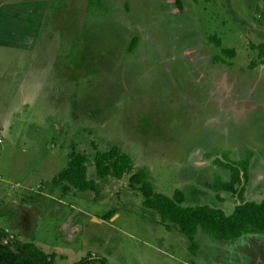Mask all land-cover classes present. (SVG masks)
I'll return each instance as SVG.
<instances>
[{
    "label": "rangeland",
    "instance_id": "obj_1",
    "mask_svg": "<svg viewBox=\"0 0 264 264\" xmlns=\"http://www.w3.org/2000/svg\"><path fill=\"white\" fill-rule=\"evenodd\" d=\"M263 16L264 0H0L3 198L57 187L25 227L2 210L0 225L58 263L264 264V233L220 239L199 227L192 250L175 224L156 222L128 174L99 179L93 165L95 150L117 144L155 190L180 188L184 204L230 213L237 196L213 188L216 174L229 177L216 158L251 150L244 197L264 198V63L248 66L251 45L264 41ZM214 33L233 56L208 40ZM217 53L231 65L215 62ZM72 148L87 155L97 195L48 181ZM70 204L80 211L66 232Z\"/></svg>",
    "mask_w": 264,
    "mask_h": 264
},
{
    "label": "trees",
    "instance_id": "obj_2",
    "mask_svg": "<svg viewBox=\"0 0 264 264\" xmlns=\"http://www.w3.org/2000/svg\"><path fill=\"white\" fill-rule=\"evenodd\" d=\"M208 40L220 47V52L226 56L234 55V48L222 46L220 38L215 33L210 34ZM133 43L134 40L131 41V44ZM251 46L256 50V58L251 59L248 66L253 68L257 63H264V41ZM213 60L231 65V61L219 53L213 55ZM252 154L249 150L245 156L230 159L228 162L216 158L217 162L229 169V177L223 179L216 174L213 177V188L217 192L228 191L237 196L230 213L209 203L184 204V193L180 188H175L172 195L155 190L148 178V170L144 167L135 169L133 158L117 144L95 150L93 165L94 173L99 179L107 176L121 178L128 174L129 183L136 186L143 196L142 204L155 211L156 222L163 223L166 227H171L170 223L175 224L190 239L189 248L195 250L197 243L194 235L199 227L220 239L237 238L246 232L264 233V198L256 200L244 197ZM86 161L87 155L84 152L72 148L68 153L66 165L58 176L51 177L50 182L63 184V190L90 188L97 195L99 188L94 178L87 177ZM0 264H110V262L103 256L98 258L82 256L75 261L58 263L55 261L54 252H45L33 240L23 242L14 240L8 230L0 225Z\"/></svg>",
    "mask_w": 264,
    "mask_h": 264
},
{
    "label": "crops",
    "instance_id": "obj_3",
    "mask_svg": "<svg viewBox=\"0 0 264 264\" xmlns=\"http://www.w3.org/2000/svg\"><path fill=\"white\" fill-rule=\"evenodd\" d=\"M5 127H6L5 121H0V134H2V130ZM0 140H1V138H0ZM2 150H4V149H0V151H2ZM68 153L69 152H67V154ZM51 177H50V179H51ZM50 179H48V181H50ZM2 182H7V180L4 179L2 176H0V211L1 210H2V212L10 211L11 213H13L14 218H15V216L17 217V221L20 222V225L22 226V228L25 227L27 225V223L29 222L28 216L36 215V213L39 212V208L37 207V205H38V200L41 198L40 196L50 195L51 197H54L53 191L57 190V187H55V189H53V188L50 189V187H49V188H43L41 190V192H39V193L38 192L35 193V191H33L32 188L25 187V189L23 191H21L19 194L11 192L10 196L8 198H5L6 200H4L3 197H4L5 189H4V184ZM51 183L55 184L53 182H51ZM44 185H46V184H44ZM66 191L72 192L71 188H67V190H63V192H65V193H66ZM57 201H58V203L55 205V206H57L56 210L57 209L60 210L62 208V203H64V201L61 200V197L58 198ZM9 205L13 206V208L9 209L8 208ZM15 208H19V210L16 211ZM70 209H72V211L70 213L68 211V213L65 216H63V218L60 220L61 223L59 222L61 227L64 226V228L66 229V232L71 231V228L74 225L72 223L73 222V214L76 211H80V209L73 204H70ZM21 218H24V219L21 220ZM6 219H7V217H6ZM5 228L7 230H10L8 227H5Z\"/></svg>",
    "mask_w": 264,
    "mask_h": 264
},
{
    "label": "built area",
    "instance_id": "obj_4",
    "mask_svg": "<svg viewBox=\"0 0 264 264\" xmlns=\"http://www.w3.org/2000/svg\"><path fill=\"white\" fill-rule=\"evenodd\" d=\"M5 241H6V239H5Z\"/></svg>",
    "mask_w": 264,
    "mask_h": 264
}]
</instances>
